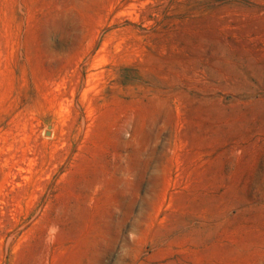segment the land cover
Returning <instances> with one entry per match:
<instances>
[{"label":"rangeland","instance_id":"obj_1","mask_svg":"<svg viewBox=\"0 0 264 264\" xmlns=\"http://www.w3.org/2000/svg\"><path fill=\"white\" fill-rule=\"evenodd\" d=\"M0 264H264V0H0Z\"/></svg>","mask_w":264,"mask_h":264},{"label":"water","instance_id":"obj_2","mask_svg":"<svg viewBox=\"0 0 264 264\" xmlns=\"http://www.w3.org/2000/svg\"><path fill=\"white\" fill-rule=\"evenodd\" d=\"M46 134H49V132H46Z\"/></svg>","mask_w":264,"mask_h":264}]
</instances>
